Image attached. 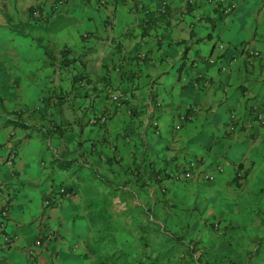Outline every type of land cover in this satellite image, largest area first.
<instances>
[{"label":"crops","instance_id":"0c3cea01","mask_svg":"<svg viewBox=\"0 0 264 264\" xmlns=\"http://www.w3.org/2000/svg\"><path fill=\"white\" fill-rule=\"evenodd\" d=\"M193 1L0 0V264H95L94 173L157 264L264 259V0Z\"/></svg>","mask_w":264,"mask_h":264},{"label":"trees","instance_id":"16d2710c","mask_svg":"<svg viewBox=\"0 0 264 264\" xmlns=\"http://www.w3.org/2000/svg\"><path fill=\"white\" fill-rule=\"evenodd\" d=\"M81 184L82 187L77 185L67 192L63 190L62 194H79L84 198L91 231L85 246L86 255L93 257L95 264H157L159 256L154 251V244L159 231L155 230L154 223L131 222L128 226L127 220L112 210L114 191L96 173L83 177ZM95 186L104 188L96 189ZM165 239L166 243L172 241L169 237Z\"/></svg>","mask_w":264,"mask_h":264},{"label":"built area","instance_id":"2783aa9c","mask_svg":"<svg viewBox=\"0 0 264 264\" xmlns=\"http://www.w3.org/2000/svg\"><path fill=\"white\" fill-rule=\"evenodd\" d=\"M206 1V0H205ZM221 3H223V0H219ZM207 2H209V3H216L214 0H207ZM60 3H63V1H61ZM190 3H193V0H190ZM235 7V5H232L230 8H228V9H226V11H227V13L228 12H230V10L231 9H233ZM32 15L34 16V17H37L38 16V12L37 11H35V12H33L32 13ZM224 47L222 46V45H220V49H223ZM252 55H254L255 57H259L258 56V54L257 53H251ZM211 63H213V61H210ZM109 115L110 114H108V113H104L103 115H100L99 117H97L96 119H92L91 120V122H92V124H96V123H100V124H105L107 121H108V119H109ZM256 120L258 121V122H262L263 121V118H262V116L261 115H257L256 116ZM195 161L196 160H194V161H190L189 162V164H188V166H186L185 168H184V174H183V178L184 179H191L192 178V176H193V172H194V170H195V166L197 165V162L195 163ZM216 171H221V168H219V167H217L216 168ZM208 179H210L211 180V175L210 176H208ZM7 212L6 211H4V212H2V216L4 217V218H7Z\"/></svg>","mask_w":264,"mask_h":264},{"label":"rangeland","instance_id":"374dc122","mask_svg":"<svg viewBox=\"0 0 264 264\" xmlns=\"http://www.w3.org/2000/svg\"><path fill=\"white\" fill-rule=\"evenodd\" d=\"M191 161V160H190ZM196 162H198L197 160L195 161V163ZM188 164L189 163H187L186 164V166H188ZM195 167H197V166H195ZM183 171V170H182ZM183 174H184V172L182 173V178H183ZM193 174H194V172H193ZM184 179V178H183ZM184 180H189V179H184ZM181 182H184V181H181ZM96 187V186H95ZM98 188H100V189H103L104 188V186H101V187H98ZM97 187H96V189H98ZM76 197L78 196L77 194L75 195ZM75 196H71V197H75ZM70 197V196H69ZM70 197V198H71ZM260 264H263L264 263V259H262V258H259L258 260H257Z\"/></svg>","mask_w":264,"mask_h":264},{"label":"clouds","instance_id":"9594fccd","mask_svg":"<svg viewBox=\"0 0 264 264\" xmlns=\"http://www.w3.org/2000/svg\"><path fill=\"white\" fill-rule=\"evenodd\" d=\"M207 1V0H206ZM194 2V1H193ZM191 4H193V3H191ZM220 46V45H219Z\"/></svg>","mask_w":264,"mask_h":264}]
</instances>
